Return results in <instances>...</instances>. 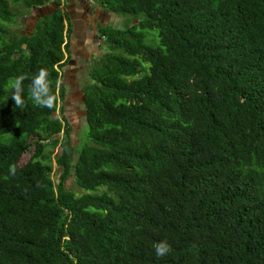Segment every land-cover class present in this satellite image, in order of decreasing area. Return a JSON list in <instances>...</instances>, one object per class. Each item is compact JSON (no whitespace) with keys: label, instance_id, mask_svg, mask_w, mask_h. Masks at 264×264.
Masks as SVG:
<instances>
[{"label":"trees","instance_id":"obj_1","mask_svg":"<svg viewBox=\"0 0 264 264\" xmlns=\"http://www.w3.org/2000/svg\"><path fill=\"white\" fill-rule=\"evenodd\" d=\"M49 1L0 0V264H264V0H96L136 21L102 30L80 146L62 113L69 19L17 18ZM41 68L52 109L28 93Z\"/></svg>","mask_w":264,"mask_h":264},{"label":"flooded vegetation","instance_id":"obj_2","mask_svg":"<svg viewBox=\"0 0 264 264\" xmlns=\"http://www.w3.org/2000/svg\"><path fill=\"white\" fill-rule=\"evenodd\" d=\"M47 3H51L50 6H47L49 10L47 13L52 12L56 8H61L70 22V31L65 39V42L68 44L67 52H65V56L67 57L60 66V79L64 90L62 113L65 114L67 120L70 122V113L73 111H69L70 107L67 106L66 96L70 97L69 101H71L75 100L76 93H79L82 96L84 104L82 85L85 83L80 79L79 71H82L83 66L87 65L88 67V65H91L93 60L95 61L98 55L103 52L102 47L106 44V41L102 30L106 25H115V23L111 20V11L104 10V6L96 0H75V2L73 0H51ZM43 15H40V8L38 6L32 5L28 10V15H25V19L22 21L24 25L30 26L31 30L24 31L31 33L34 25ZM87 76L89 79V69ZM82 111L85 115L86 111L84 107ZM70 124L73 127L71 122Z\"/></svg>","mask_w":264,"mask_h":264},{"label":"rangeland","instance_id":"obj_3","mask_svg":"<svg viewBox=\"0 0 264 264\" xmlns=\"http://www.w3.org/2000/svg\"><path fill=\"white\" fill-rule=\"evenodd\" d=\"M103 9L104 10H106V9L109 10L108 8H106V6H104ZM25 15L27 16L28 15V12L21 11V13H19L18 16H17V18L20 19V22H21V31H24V30L30 31L31 30V27L30 26H27V25H24L23 22H22L25 19L24 18ZM121 16L122 17H120L118 15V12L113 14L111 20H113V22L115 23V25H117V26L118 25L119 26H124V25L128 24L129 22H132L133 20L136 21V18L133 19V16L129 15L128 13H125V14H123ZM105 45L103 47L101 46L103 51H105ZM93 62H94V60H93ZM89 66H91V65H88V67H87V65L86 66H83L82 67V71H79V75H80L79 77H80V79L84 83L88 80L87 74H88ZM71 90H73V89L71 88ZM75 91H76V89H75ZM69 98L70 97H67L66 96L67 106L70 107L69 111L70 112L73 111L72 113L69 112L70 113V117H71V121L70 122L73 124V129L71 131V137H72V143H73V145L76 146L78 144H82V142H83V140L85 138L86 123H85V115H84V112L82 111V108L84 107L83 106L84 104L82 102V96L79 93H76L75 100L73 99V100L69 101ZM71 98H73V97H71ZM58 111H60L59 107H58ZM20 137L22 139H24V140L25 139H28V140L30 139V137H28V136H20ZM78 146H80V145H78ZM29 154H30L29 151L24 152L22 154V156H21L20 162L21 163L22 162H25L27 160ZM61 171H62V168L61 167H57L56 164H55V162L53 161V170L51 172L53 178L58 179L59 176H60V174H61L60 173ZM65 183L67 184L68 187H71L72 189H74L75 191H77L76 193H78V191L81 192V189L77 185H75L73 183V179H72V176L71 175H68L67 176V178L65 180Z\"/></svg>","mask_w":264,"mask_h":264},{"label":"clouds","instance_id":"obj_4","mask_svg":"<svg viewBox=\"0 0 264 264\" xmlns=\"http://www.w3.org/2000/svg\"><path fill=\"white\" fill-rule=\"evenodd\" d=\"M25 79H27V77L21 74L10 80L9 88L12 93L11 99L14 101L15 107L24 106L23 93ZM28 93L36 105L49 109L54 107L55 96L49 84L48 72L46 69L41 68L38 73L31 78V82L28 86ZM55 112L58 113V108ZM9 172L11 175H15L16 166L10 165ZM153 248L157 257H164L171 252V246L166 240L155 243Z\"/></svg>","mask_w":264,"mask_h":264},{"label":"water","instance_id":"obj_5","mask_svg":"<svg viewBox=\"0 0 264 264\" xmlns=\"http://www.w3.org/2000/svg\"><path fill=\"white\" fill-rule=\"evenodd\" d=\"M50 4L51 3H47V4H43L41 6H38V8H40V15L46 14L49 11L47 6H50ZM49 9H50V7H49Z\"/></svg>","mask_w":264,"mask_h":264},{"label":"crops","instance_id":"obj_6","mask_svg":"<svg viewBox=\"0 0 264 264\" xmlns=\"http://www.w3.org/2000/svg\"><path fill=\"white\" fill-rule=\"evenodd\" d=\"M73 2H75V0H73ZM46 4V3H45ZM100 8V7H99ZM116 12L111 11V15L113 16V14ZM120 17H122L120 14H118Z\"/></svg>","mask_w":264,"mask_h":264}]
</instances>
